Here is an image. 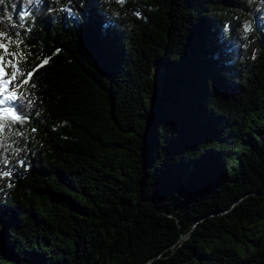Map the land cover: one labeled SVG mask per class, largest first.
<instances>
[{
    "label": "trees",
    "instance_id": "trees-1",
    "mask_svg": "<svg viewBox=\"0 0 264 264\" xmlns=\"http://www.w3.org/2000/svg\"><path fill=\"white\" fill-rule=\"evenodd\" d=\"M0 31L51 58L0 136V264H264V0H2Z\"/></svg>",
    "mask_w": 264,
    "mask_h": 264
},
{
    "label": "snow or ice",
    "instance_id": "snow-or-ice-1",
    "mask_svg": "<svg viewBox=\"0 0 264 264\" xmlns=\"http://www.w3.org/2000/svg\"><path fill=\"white\" fill-rule=\"evenodd\" d=\"M33 2L34 0H31L29 4ZM35 2L40 3L41 0H35ZM117 2L120 5H124L126 0H117ZM68 11L71 12V8ZM27 15L29 13L25 12L24 16ZM27 30L31 31L30 28ZM248 30V26L245 25V31ZM26 47L27 45L21 37L20 32L9 34L0 31V136L5 141L9 139L7 135H4L6 130L13 135H24L22 127L30 122L32 113L29 110L35 104L34 94L29 91V88H35L36 86L32 82V78L37 68L46 66L51 59L45 58L31 70L23 71L20 65L26 61ZM8 69L11 71L9 72ZM17 125L20 127H16ZM14 128L15 132L13 133L12 130ZM32 131L34 132L36 129L33 128ZM0 148L7 149V143L0 144ZM0 163H3L5 166L3 169H0V179L11 177L13 168L7 167L9 160L4 159ZM19 166L27 168L24 159L19 160ZM11 186L12 182L10 180L9 187Z\"/></svg>",
    "mask_w": 264,
    "mask_h": 264
},
{
    "label": "clouds",
    "instance_id": "clouds-1",
    "mask_svg": "<svg viewBox=\"0 0 264 264\" xmlns=\"http://www.w3.org/2000/svg\"><path fill=\"white\" fill-rule=\"evenodd\" d=\"M31 2V0H26V3H30ZM126 2H127V0H126ZM136 15H139V13H136Z\"/></svg>",
    "mask_w": 264,
    "mask_h": 264
},
{
    "label": "water",
    "instance_id": "water-1",
    "mask_svg": "<svg viewBox=\"0 0 264 264\" xmlns=\"http://www.w3.org/2000/svg\"><path fill=\"white\" fill-rule=\"evenodd\" d=\"M189 235H190V234H189ZM189 235H188V236H189ZM188 236H186L185 238H187ZM149 262H150V261H149ZM149 262H148V263H149Z\"/></svg>",
    "mask_w": 264,
    "mask_h": 264
}]
</instances>
